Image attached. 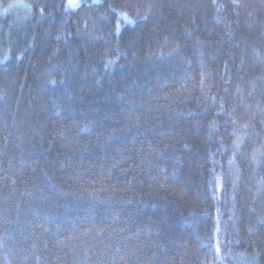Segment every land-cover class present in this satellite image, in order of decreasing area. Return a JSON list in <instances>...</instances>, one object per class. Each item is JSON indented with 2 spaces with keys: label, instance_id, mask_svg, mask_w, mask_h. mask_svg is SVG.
I'll use <instances>...</instances> for the list:
<instances>
[{
  "label": "trees",
  "instance_id": "obj_1",
  "mask_svg": "<svg viewBox=\"0 0 264 264\" xmlns=\"http://www.w3.org/2000/svg\"><path fill=\"white\" fill-rule=\"evenodd\" d=\"M0 264H264V0H0Z\"/></svg>",
  "mask_w": 264,
  "mask_h": 264
},
{
  "label": "rangeland",
  "instance_id": "obj_2",
  "mask_svg": "<svg viewBox=\"0 0 264 264\" xmlns=\"http://www.w3.org/2000/svg\"><path fill=\"white\" fill-rule=\"evenodd\" d=\"M81 0H68V5L70 7L76 6Z\"/></svg>",
  "mask_w": 264,
  "mask_h": 264
}]
</instances>
